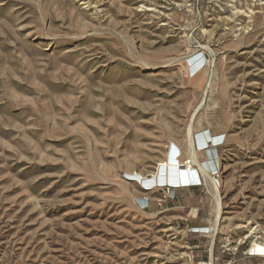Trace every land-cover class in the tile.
Returning <instances> with one entry per match:
<instances>
[{"label": "rangeland", "instance_id": "1", "mask_svg": "<svg viewBox=\"0 0 264 264\" xmlns=\"http://www.w3.org/2000/svg\"><path fill=\"white\" fill-rule=\"evenodd\" d=\"M0 264H264V0H0Z\"/></svg>", "mask_w": 264, "mask_h": 264}, {"label": "bare ground", "instance_id": "2", "mask_svg": "<svg viewBox=\"0 0 264 264\" xmlns=\"http://www.w3.org/2000/svg\"><path fill=\"white\" fill-rule=\"evenodd\" d=\"M197 66V64H194V67H196ZM192 133H193V126H189V128H188V132H187V147H188V158L190 159V161L192 162V163H194V165L195 164H197V162H198V159H197V152H196V150H195V148H194V140H193V136H192ZM212 139V138H211ZM215 140H218V139H215ZM208 141H210L211 142V140H207V135H203V137H200V142L199 143H201V144H204V143H206V142H208ZM212 141H213V139H212ZM200 169H201V172H202V174L205 176L204 178L206 179V181H210V178L208 177V175L206 174V172H205V170L203 169V168H201L200 167ZM187 171V170H186ZM213 187L216 189V195H215V199H216V216H215V226H218V225H220V223L223 221L222 219H223V217H222V212H221V210H222V203H221V200H220V198H219V196H218V188H217V186L214 184V182H213ZM260 229V228H259ZM260 232H259V230L257 229V227H252L251 229H250V231H249V235H251V236H253V240H252V242L253 243H255L258 239H259V237H258V234H259ZM258 242V241H257ZM254 250L255 251H260L261 250V248H260V246H258V248L257 247H255L254 248Z\"/></svg>", "mask_w": 264, "mask_h": 264}]
</instances>
